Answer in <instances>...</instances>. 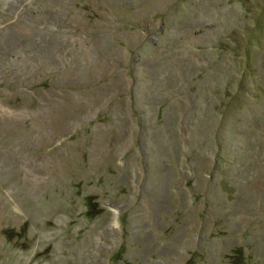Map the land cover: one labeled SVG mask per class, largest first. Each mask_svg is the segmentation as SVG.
<instances>
[{
    "label": "rangeland",
    "instance_id": "1",
    "mask_svg": "<svg viewBox=\"0 0 264 264\" xmlns=\"http://www.w3.org/2000/svg\"><path fill=\"white\" fill-rule=\"evenodd\" d=\"M0 264H264V0H0Z\"/></svg>",
    "mask_w": 264,
    "mask_h": 264
}]
</instances>
